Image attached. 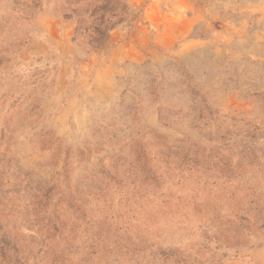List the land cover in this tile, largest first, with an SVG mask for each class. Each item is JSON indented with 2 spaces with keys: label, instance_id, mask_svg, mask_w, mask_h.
Instances as JSON below:
<instances>
[{
  "label": "rangeland",
  "instance_id": "obj_1",
  "mask_svg": "<svg viewBox=\"0 0 264 264\" xmlns=\"http://www.w3.org/2000/svg\"><path fill=\"white\" fill-rule=\"evenodd\" d=\"M0 264H264V0H0Z\"/></svg>",
  "mask_w": 264,
  "mask_h": 264
},
{
  "label": "trees",
  "instance_id": "obj_2",
  "mask_svg": "<svg viewBox=\"0 0 264 264\" xmlns=\"http://www.w3.org/2000/svg\"><path fill=\"white\" fill-rule=\"evenodd\" d=\"M101 45V44H100Z\"/></svg>",
  "mask_w": 264,
  "mask_h": 264
}]
</instances>
